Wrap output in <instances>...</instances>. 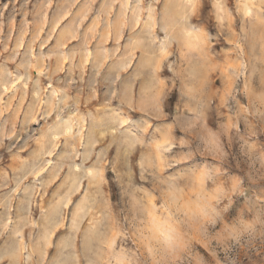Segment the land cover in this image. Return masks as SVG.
Listing matches in <instances>:
<instances>
[{
    "label": "clouds",
    "instance_id": "clouds-1",
    "mask_svg": "<svg viewBox=\"0 0 264 264\" xmlns=\"http://www.w3.org/2000/svg\"><path fill=\"white\" fill-rule=\"evenodd\" d=\"M129 4L113 51L85 49L83 60L93 65L87 80H57L59 67L41 71L36 57L20 66L26 74L50 77L30 101L24 122L36 123L32 117L39 116L44 124L5 123L14 97L0 95V145L26 134V146L35 145L33 152L47 158L42 170L50 173L48 186L60 182L58 203L70 227L72 258L40 264H115L121 249L109 242L121 239L117 232L129 264H148L138 256V228L158 250L161 230L175 229L177 240H185L190 222L227 234L226 222L234 220L236 227L264 235V159L255 168L253 157L241 151V141H251L264 156V0H248L250 15L241 0H220L219 9L217 0H124L123 7ZM162 49L169 53L163 59ZM212 136L219 156L207 151ZM165 139L169 143L158 148ZM201 173L207 176L194 183ZM233 177L244 189V207H236L240 193ZM173 181L199 187L203 198L179 224L150 223L146 194L159 198ZM0 264H8V257L0 255Z\"/></svg>",
    "mask_w": 264,
    "mask_h": 264
},
{
    "label": "rangeland",
    "instance_id": "rangeland-1",
    "mask_svg": "<svg viewBox=\"0 0 264 264\" xmlns=\"http://www.w3.org/2000/svg\"><path fill=\"white\" fill-rule=\"evenodd\" d=\"M244 2L241 0L243 9ZM123 3L124 0H0V95L6 101L14 97L12 111L4 117L5 123L9 118L17 120V128H36L45 123L39 116H33L36 123L24 124L30 101L42 91L41 85L47 87L50 77L40 76L36 71L26 74V69L20 66L36 57L41 71L47 72L49 64L53 69L59 67L57 80H87L93 65L91 61L83 60V53L85 49L89 52L101 48L106 53L113 51L116 26L132 8L129 4L125 9ZM253 115L259 118V112L255 110ZM244 116H248L247 110ZM53 118L54 114L48 119ZM26 139V134L18 133L3 139L0 145V255L8 257V264H40L42 259L45 262L49 259L68 261L72 258L70 227L63 222L58 203L60 190L57 185L60 182L48 186L50 173L42 170L47 158L33 152L35 145L26 146ZM256 148L251 141H241V151L247 150L253 157L249 163L259 168L264 156L258 154ZM207 151L214 156L220 155L208 143ZM234 171H240L239 167L234 166ZM36 172L40 174L30 175ZM108 175L111 177V173ZM173 183L180 190V205L192 207L204 196L197 186L186 189L175 181ZM234 191L240 193L234 197L236 207H244L247 203L243 199L244 189L238 184ZM176 207V204L172 205L174 214ZM160 214L166 215L162 209ZM190 215L191 212L188 217H181L187 219ZM228 215L235 216V208ZM226 225L231 229L227 234L221 229L204 230L190 222L184 226L189 235L180 241L177 230H161L163 248L159 250L149 244L146 231L138 228L141 241L138 256L146 259L148 264H264V235L257 229L236 227L234 220ZM116 235L123 239L119 232ZM169 235L171 239L167 238ZM121 239L113 241L121 249L114 257L115 264H118V258L129 261ZM178 244L183 251H175Z\"/></svg>",
    "mask_w": 264,
    "mask_h": 264
},
{
    "label": "snow or ice",
    "instance_id": "snow-or-ice-1",
    "mask_svg": "<svg viewBox=\"0 0 264 264\" xmlns=\"http://www.w3.org/2000/svg\"><path fill=\"white\" fill-rule=\"evenodd\" d=\"M222 5L220 4V0H217V8H221ZM244 10L246 14L250 15V11L248 9V0H245ZM169 55L166 49H162L160 52V57L166 58ZM169 141L165 139L163 141V144H158V148H163L165 145H167ZM209 145H211L214 149L218 150V144L214 136L210 137L207 141ZM207 176V173H201L200 177H194V183L196 181L202 182L203 178ZM238 182H233V189L237 187ZM179 189L178 185L174 184L173 182H169L167 184L166 188H162L160 192L159 198H157L153 194H146L148 195V203L151 206L152 211L149 212L150 217V223H155L157 220H159L160 224L162 225H169L170 221H173L175 219L176 223H181L179 217L181 215L188 217L189 212H191V207L188 204L180 205L179 200ZM176 204V213L174 214L172 211V205ZM159 206V207H158ZM160 209L163 210V213L166 215L160 214ZM155 210V211H153ZM143 223V222H142ZM170 227V225H169ZM250 228V226H247ZM171 231H174L172 229ZM168 239H171V235L167 237ZM113 242H109V246H112ZM180 245L176 246L175 251H179ZM151 247H149V252H151ZM175 254V253H174ZM118 264H129V261H125L122 258H118ZM155 264H158V262H155Z\"/></svg>",
    "mask_w": 264,
    "mask_h": 264
},
{
    "label": "bare ground",
    "instance_id": "bare-ground-1",
    "mask_svg": "<svg viewBox=\"0 0 264 264\" xmlns=\"http://www.w3.org/2000/svg\"><path fill=\"white\" fill-rule=\"evenodd\" d=\"M244 5H245V2H244ZM244 5H243V7H244Z\"/></svg>",
    "mask_w": 264,
    "mask_h": 264
}]
</instances>
